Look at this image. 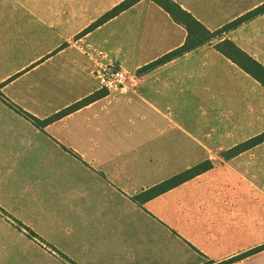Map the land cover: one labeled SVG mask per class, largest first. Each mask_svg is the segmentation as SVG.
Returning a JSON list of instances; mask_svg holds the SVG:
<instances>
[{"label":"crops","instance_id":"1","mask_svg":"<svg viewBox=\"0 0 264 264\" xmlns=\"http://www.w3.org/2000/svg\"><path fill=\"white\" fill-rule=\"evenodd\" d=\"M122 1L0 0V264H264V249L250 253L264 246V143L226 159L218 150L250 137L193 124L209 115L187 76L204 46L138 76L187 38L155 2L86 32ZM174 1L212 31L264 3ZM227 38L264 65V15ZM98 52L126 88L98 86ZM96 92L44 126L4 101L45 121ZM251 122L263 133L264 109ZM206 160L213 169L136 200Z\"/></svg>","mask_w":264,"mask_h":264},{"label":"trees","instance_id":"2","mask_svg":"<svg viewBox=\"0 0 264 264\" xmlns=\"http://www.w3.org/2000/svg\"><path fill=\"white\" fill-rule=\"evenodd\" d=\"M141 0H124L110 11L105 13L101 18H99L94 24H92L86 32H90L106 22L112 20L117 17L124 11L130 9ZM155 2L158 6L164 9L167 13L170 14L172 19L184 27L187 31V38L185 43L172 50L171 52L165 54L160 57L156 61L140 68L137 72L138 76H143L148 74L149 72L175 60L183 57L184 55L196 51L201 47L209 44H213L214 41L217 42L215 44V48L218 52L224 55L226 58L231 60L233 63L238 65L242 70L251 75L254 79H256L259 83L264 86V65L256 60L254 57L245 52L242 48H240L237 44L227 38V34L231 31H234L241 26L257 19L258 17L264 15V3L254 8L253 10L245 13L244 15L238 17L237 19L227 23L223 27L217 30L208 29L203 23H201L197 18H195L190 12L185 10L180 4L175 2L174 0H151ZM85 32V33H86ZM104 96V92H96L95 94L85 98L82 101L75 103L74 105L66 108L65 110L59 112L53 117L40 121L36 117L32 116L28 112L22 110L12 102L4 99L6 103L13 109L17 110L21 115L33 121V123L37 126H44L53 121L60 119L66 115H69L91 103L102 98ZM264 143V132L250 138L249 140L242 142L228 151L224 152L222 156L226 159H230L236 157L260 144ZM214 168V165L211 160H206L198 165H195L188 170L179 173L172 178L158 184L152 189L142 193L140 196L136 197V200H148L152 199L158 195H161L173 188H176L183 183L194 179L195 177L211 170ZM264 249V246L261 248H257L250 253H255ZM225 264V263H224Z\"/></svg>","mask_w":264,"mask_h":264},{"label":"rangeland","instance_id":"3","mask_svg":"<svg viewBox=\"0 0 264 264\" xmlns=\"http://www.w3.org/2000/svg\"><path fill=\"white\" fill-rule=\"evenodd\" d=\"M215 44L216 41L205 45L199 55L188 59L192 60L187 76L193 81L194 108L196 103L203 102L209 110L207 117H194L193 124L208 125L209 128L222 126L240 140L252 138L257 129L253 128V122L248 124L249 111L264 109V86L215 50L211 51ZM258 124L257 128H260ZM225 151L218 150L217 155L221 156Z\"/></svg>","mask_w":264,"mask_h":264},{"label":"built area","instance_id":"4","mask_svg":"<svg viewBox=\"0 0 264 264\" xmlns=\"http://www.w3.org/2000/svg\"><path fill=\"white\" fill-rule=\"evenodd\" d=\"M92 59L94 76L101 89L117 91L128 86L129 75L118 62L102 53L94 54Z\"/></svg>","mask_w":264,"mask_h":264}]
</instances>
